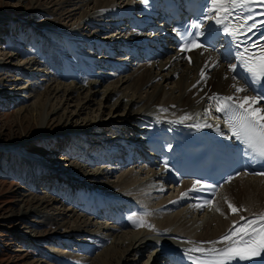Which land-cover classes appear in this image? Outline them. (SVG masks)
<instances>
[{
  "label": "bare ground",
  "instance_id": "6f19581e",
  "mask_svg": "<svg viewBox=\"0 0 264 264\" xmlns=\"http://www.w3.org/2000/svg\"><path fill=\"white\" fill-rule=\"evenodd\" d=\"M28 1L31 7L24 13L26 16L42 12L57 17V12L65 11L59 20L63 16L70 19L74 16L72 13L83 7L75 8L77 6L74 4L75 0H22L23 3ZM85 2L81 4L94 2L97 5L96 9L86 8V5L84 8L87 11L84 9L80 14L83 15L82 19L79 22L77 19L70 28L57 27V24L56 29L50 27L36 29L37 26H33L34 33L39 31L56 35L59 42L64 43L62 46L64 45L66 51L56 52L53 60L47 59L46 67L57 65L65 81L55 82L39 95H33L34 99L29 104L22 105L23 107L19 105L17 115L25 117L32 114L34 120H40L33 133L23 137L29 141L37 139L48 142L46 136L53 134L49 131L53 125L56 131L59 130L57 132L61 133L58 139L63 140V137H66V141L70 140L76 147L81 148H85L84 144H88L90 138L106 133V139L95 143L98 146L96 155L101 167L94 166L95 162L88 163L78 151L60 154V158L63 159H57L59 161L56 165L52 163L53 165L48 167L42 160L32 161L36 155L29 152L27 153L30 155H25L22 152L26 162L25 157L30 156L29 161L33 166L28 162L27 164L35 185L43 183L47 189L55 184L53 177H57L58 182L66 180L72 183V186L76 187L74 189L76 194L74 198L71 197L74 201L70 206L72 209L58 210L59 208L55 207L56 213H48L46 208L57 204L56 201L52 200L50 204L46 198H32L22 201L26 210H21L23 209L21 207L14 212V216H25L33 209L32 213H36V216L49 218V222L55 226L65 227V233L69 232L76 239L71 243V254L65 255L69 264H135L145 250L148 251L147 258L142 264H162L159 263L160 255L157 253L158 242L170 244L181 250L188 232H193L202 240L214 238L231 221L241 219V216L252 211L259 209L264 211L263 176L241 174L230 182L219 185L216 191L211 192L209 204L203 203L200 199L196 201L193 195L189 194L188 189L193 187V181L188 177L180 179L182 181L180 187L178 183L173 182L167 185L160 175L156 154H150L148 149H144L143 156L138 158L137 153L149 142L147 140H151L152 143L155 141L153 138L144 139L140 134L146 120L168 121L180 130L187 126L203 129L215 126L213 121H203L199 116L200 105L208 94L232 96V91L240 87L236 79L227 77V64L215 66L212 59H206L196 52L178 53L162 50L147 63L141 62L142 60H138L136 54H133L134 58L132 57L129 69L125 72L118 63V52H115L120 46L117 42L127 40L128 45L134 46L136 51L148 44L143 42L145 35L138 33L141 31L140 27L145 25V17L136 19L131 11L137 7V0H85ZM103 2L108 4L105 9L103 6L100 7ZM127 16V20L124 19ZM5 17H1L0 22L11 18ZM119 20H121L119 26H110V23ZM91 28L93 34L88 36L86 31ZM157 38L160 40L165 38L161 30L157 32ZM93 39H99L101 43L91 45ZM6 43L5 39L0 40V44ZM71 45H77L80 49L74 50ZM89 45L92 48H89ZM77 50L79 52H76ZM146 50L152 54L158 48L154 45ZM1 52L3 54L0 53V84H3L4 92L11 96V101L19 104L26 95L29 98L32 95L30 88L33 85L31 84L33 76L37 74L43 76L42 74H47L48 70L40 69L38 61L35 62L34 58H20L23 62H19L15 52L14 57L4 50ZM70 57L73 60H70ZM67 65L72 68L69 69ZM202 71L204 79L201 78ZM30 77L32 78L28 80ZM22 78H26L27 85L20 83L19 80ZM184 117L188 119L182 120ZM180 130L175 129L161 138L166 141L162 149L163 166L172 172H175V152L172 145L178 139ZM113 138H118L119 145L124 147L123 155L116 154L115 150L112 151L111 147L104 144ZM14 148L12 146L10 150ZM41 168L45 172L36 175L37 169ZM67 174L71 179L65 178ZM102 177H113L116 180L108 183L106 180L101 181ZM98 182L100 185L104 184L108 190L103 186L101 187L103 190L97 189ZM78 188H81L79 192ZM106 192L114 195L106 196ZM182 193L186 195L182 196ZM77 194L83 197L79 204H76ZM65 200L67 201L66 198ZM200 202L203 206L200 210H204L205 213L197 219H192ZM229 203L240 211L233 213L228 207ZM62 205L66 207V204ZM118 207L124 208L125 214L134 211L133 215L137 216L143 212L144 215H140L144 220L143 228L133 227L129 224L132 222L124 220L114 222L113 218L121 215ZM106 231L111 232L109 238L106 237ZM174 237L177 240H174Z\"/></svg>",
  "mask_w": 264,
  "mask_h": 264
},
{
  "label": "rangeland",
  "instance_id": "374dc122",
  "mask_svg": "<svg viewBox=\"0 0 264 264\" xmlns=\"http://www.w3.org/2000/svg\"><path fill=\"white\" fill-rule=\"evenodd\" d=\"M81 3L83 4L86 2L85 0L83 1L78 0V2L75 0L74 4H77L75 8L81 6L83 7L78 9V12L72 13V15L74 16H72L70 19L69 18L65 19L66 16H63L59 20V17H61L62 12L65 11H59V13L57 12L58 14L57 17L51 16L50 13H42V12L40 13L35 12L31 16H26L24 13H26L27 10L31 7L30 1L23 3L22 0H10V1L0 0V18L5 16H10L12 18V19L11 18L3 19L0 22V34L4 31L5 20L19 21L17 24L14 25L15 29H13V32L8 33V31L5 30L4 38L0 37V40L2 39L6 40L5 37H8L6 44H0V53H2L1 50H4V52H6L8 55H12L13 57L17 54L16 56L17 58L21 54L25 53L23 56L21 55L18 58L19 62H23L21 61L22 59L20 58L23 59L34 58L33 54H36L39 51L40 41L36 43L37 41L36 37H38L39 34L37 35L33 34L34 31L28 25H25L26 22L27 21L31 22L33 20L35 22L34 25L37 26L36 29H38V27L39 28L50 27L52 29H56L57 27L66 28V26L67 28H70L71 26L74 25L73 22H76L77 19L79 22L82 19L83 15L80 14L81 12H83L84 9H86L87 7L89 9L91 8L96 9L97 7V5L94 2L87 3L86 4L87 6L85 4L82 5ZM91 5H93L94 7ZM85 6L86 8H84ZM107 6L108 4H106L105 2H103L100 5V7H102L103 9L107 8ZM75 16H77L78 18L77 17L74 18ZM41 34H47L56 37V35H52L49 33H41ZM92 34L93 31L91 35ZM52 41H53L52 44L56 47L57 43L54 42L55 40ZM14 45H18L20 52L23 51V53H19L17 51H14L16 54L12 52H8L9 51L8 49H10L11 46ZM60 51H66V50L62 49L56 52H60ZM28 52L29 54L27 55L26 53ZM56 52L54 54H56ZM76 52H79V50H77ZM71 59L72 58L70 57V60ZM37 61L38 59L35 58V62ZM37 63L38 65H40L39 67L40 69L47 68L46 67L47 61L45 63L44 62L40 63L38 61ZM68 65H70L69 62ZM56 66H54V68L48 67L49 69L47 68L48 70V72H46L47 74H42L43 76L38 75V82H35L34 83L35 85L33 84L30 88L32 89L30 91L32 95L30 96V98L27 97L26 95L25 99L19 102V104H14L13 101H11L12 100L10 99L11 96L7 95L4 92L5 88H2L3 84H0V91L3 90L2 92H0V264H69V261L67 260L65 255L71 254L72 252L70 251L72 248L71 243L76 241V239L73 238V236L70 235L69 232L65 233L64 231L65 227H60L59 225H56L58 226L56 227L53 223L49 222L50 221L49 218H40L39 216H36V213H32L33 209L30 212L26 213L25 216L24 215L18 217L14 216L15 215L14 212H16L21 207H23V209L21 210H26V207L24 208L22 201L31 200L32 198H37V199L46 198L47 200L50 201V204L52 200L56 201L57 204L51 207L49 206L50 208H46L48 213L51 212L54 213L56 211L54 210L55 207L57 209L59 208L58 210L63 208L66 210L73 208V207L71 208L70 206L73 204L74 201L71 202L68 199L66 201L62 192L59 191L57 188L50 186L49 188L45 189V192L43 193V191L38 192L36 188L26 186L31 184L35 185L34 180L31 178L32 175L30 174L32 173L29 167V165L33 166V164L32 162L29 161L30 156H26L25 158L27 159L29 165L27 164V162L24 160L22 152L25 155L28 154L27 152L36 155V157L33 158L32 161H34L35 159H37V161L42 160V162L48 167L49 165H53L52 163L56 165L60 159H63L60 158L61 157L60 154L64 155L67 152H71V150L70 151L66 150L65 152H63L62 143H64L65 141L58 139V137L61 136V133L57 132L59 130L56 131L54 125L52 129H49V131L53 134L46 136V139H49L48 142L37 141V139L36 141L35 140L29 141L28 138L23 139L25 135H30L31 133H33L32 131L34 130V128H36V124L40 122V120L38 119L34 120L32 114L30 116H25V117H20L17 115V109L19 108V105L23 107L29 104L34 99V96H37L40 93L44 92L49 86L54 85L55 82L59 81L58 83L60 82L63 83L65 81L62 79V75H61L62 71L60 72V69H58L57 68L58 66L57 67ZM24 67H26V65ZM68 68L71 69L72 67L68 66ZM55 70H57L60 73L58 72L56 73ZM52 71L55 73H53ZM52 74L54 76H51ZM55 75L56 78L58 77V79L55 78ZM31 78L32 77L28 78V80H30ZM19 81L22 85H27L25 83V81H27L26 78L24 79L22 78V82L21 80ZM67 142H71V141L68 140ZM12 146L15 147L14 150H10ZM18 153L21 154L22 157ZM44 172L45 170L43 168L39 170L37 169L36 175L37 173L39 175V174H43ZM18 178H21V181H17ZM65 178L71 179L69 177V174H67ZM53 179H55V184L53 186H57L59 184L58 178L53 177ZM105 180L108 183H112L116 179H113V177H107V178L102 177L101 181H105ZM69 185L71 184L69 183ZM97 185H98L97 189H101V187L103 186L105 187L106 190H108L104 184L100 185L98 182ZM80 190L81 188H78V192ZM112 195H114V193H111L109 196ZM82 198L83 197L81 195L77 194L76 204L81 203L80 201ZM69 199H71V197ZM63 203L66 204V207L62 205ZM118 210L121 214L123 213L125 214L124 208L118 207ZM31 214L35 216L32 217ZM119 218H121V215ZM113 221L115 222V220ZM120 221H123V217L122 220ZM111 227L116 228L115 226H111ZM139 228H143V226H139ZM109 234H111V232L106 231L107 238L110 237ZM146 252L147 251L145 250V252L141 254L140 258L138 259L139 261L137 260L135 264H142L146 260L147 258Z\"/></svg>",
  "mask_w": 264,
  "mask_h": 264
},
{
  "label": "snow or ice",
  "instance_id": "6c2138e0",
  "mask_svg": "<svg viewBox=\"0 0 264 264\" xmlns=\"http://www.w3.org/2000/svg\"><path fill=\"white\" fill-rule=\"evenodd\" d=\"M142 2L147 3V0H142ZM210 2L214 7L208 11H215L217 13L216 25L222 27L225 35L235 37L237 30L230 29L225 20L231 12L228 5L243 7L244 5L241 3V0H210ZM260 2L264 6V0H260ZM190 28L195 30L189 33L192 39L188 40L181 47L180 51L193 49H204L207 51L208 47L200 42L201 38L207 39L209 44H211L215 39L214 34L209 31L205 35V32L202 31L204 28L203 22H193ZM238 59L243 65L244 72L250 75L251 83H259L264 80V49L261 50V55L258 58L245 57L244 54L238 53ZM189 63H191L190 58ZM236 68V64L229 65V71L235 72ZM201 78H205L203 71L201 72ZM235 78L234 76L233 79ZM235 90L238 93H245L249 89L236 87ZM212 98L216 100L215 110L223 113V123L230 129L232 135L246 145L249 153L264 158V114H261V109L252 108V105L260 102L261 97L244 95L242 98H236L237 103L235 105L232 103V96L220 97L214 95ZM183 119H188V117H184ZM205 126L208 127L210 125ZM200 183V181H194L193 189H190V191L196 190V185ZM207 187H211V185H207ZM181 195L184 196L186 194L182 193ZM208 203L210 204L211 201ZM197 207H200V205H197ZM228 207L233 213L240 211V209L231 203L228 204ZM241 220H245V218L241 217ZM132 222L137 227L144 225L143 217H133ZM207 243L211 245L224 244L225 247H212L209 249L196 247L188 249L185 255L191 252H200L206 254L208 257L202 261L189 257L193 259V264H231L234 260L247 261L255 257H264V213H260L259 215L254 214L253 219L245 220L243 224L234 223L229 232L220 237L219 240Z\"/></svg>",
  "mask_w": 264,
  "mask_h": 264
}]
</instances>
